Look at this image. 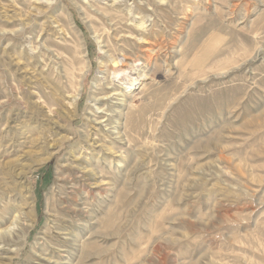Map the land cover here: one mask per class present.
Wrapping results in <instances>:
<instances>
[{
	"label": "rangeland",
	"instance_id": "obj_1",
	"mask_svg": "<svg viewBox=\"0 0 264 264\" xmlns=\"http://www.w3.org/2000/svg\"><path fill=\"white\" fill-rule=\"evenodd\" d=\"M0 264H264V0H0Z\"/></svg>",
	"mask_w": 264,
	"mask_h": 264
},
{
	"label": "bare ground",
	"instance_id": "obj_2",
	"mask_svg": "<svg viewBox=\"0 0 264 264\" xmlns=\"http://www.w3.org/2000/svg\"><path fill=\"white\" fill-rule=\"evenodd\" d=\"M84 71V70H83ZM95 95H97V94H95ZM115 93H112V94H108V95H106V96H103V97H98V98H94V102H100L101 100H104V99H108V101H110V100H112V98L113 99H115ZM78 97V96H77ZM93 98V97H92ZM70 109V108H69ZM103 111L102 110H96V113H98V114H100V113H102ZM96 121V120H95ZM98 122H101V121H98ZM98 122H95L96 124H98ZM16 220V219H15ZM22 225V224H21ZM20 225V226H21ZM24 225V224H23ZM22 227V226H21ZM23 228V227H22ZM3 232V231H2Z\"/></svg>",
	"mask_w": 264,
	"mask_h": 264
}]
</instances>
